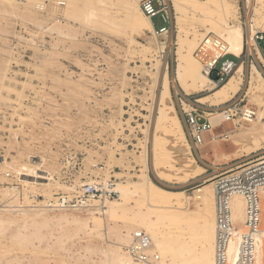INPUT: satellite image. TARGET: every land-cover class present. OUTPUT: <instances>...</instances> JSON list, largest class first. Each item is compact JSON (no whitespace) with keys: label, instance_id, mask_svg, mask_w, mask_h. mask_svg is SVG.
Instances as JSON below:
<instances>
[{"label":"rangeland","instance_id":"obj_1","mask_svg":"<svg viewBox=\"0 0 264 264\" xmlns=\"http://www.w3.org/2000/svg\"><path fill=\"white\" fill-rule=\"evenodd\" d=\"M47 1L51 4L57 0ZM165 1L170 9L171 26L163 52L156 47L160 40L158 33L145 35L131 30L127 20L130 14L119 7L118 0H80L76 20L67 18L65 11L49 10L48 4L47 12H39L21 4L14 9L0 1V201L8 199L10 206L26 210L18 216L0 213V218H14V223L0 227V264H110L105 249L118 228L125 229L123 232L129 237L121 243L124 246L120 244L126 254L133 230L120 224L125 217L110 222L101 214L95 215L100 219L95 234L91 232L94 221L85 210L48 212V219L43 224L36 217L38 213L31 211L43 209L40 208L42 201L53 200L58 194L71 195L84 185H97L102 190L113 185L117 192L125 189L127 197L124 199L119 192L120 197L116 200L128 210L127 219H132L140 210L143 216L159 214V227L169 243H173L168 250H174L175 261L201 264L198 260L201 227L202 222L210 217L198 210L197 189L210 185L214 195V178L263 158L264 144L259 150L250 147L262 138L246 133L254 123L235 127L229 122L214 131L216 140L213 136L207 137L203 147H196L185 123L183 107L185 110L197 107L212 112L215 116L211 118L217 119L229 105L243 101V106L253 107L260 114L257 103L264 101V94L262 91H251V94L249 89L253 65L264 78V62L258 55L259 49L264 58V45L262 42L259 45L252 43L250 37L258 32L264 34V9L260 8L258 0L226 2V9L236 11L237 19H231L230 23L240 24L245 37L242 56L238 60L227 57L237 66L243 64V84L239 93L227 103L215 104L211 97L198 103L199 98L211 96L212 92L187 96L182 91L177 80L179 63L194 60L201 71L202 67L195 56L196 50L190 48V42L179 51L178 36L185 31L184 34L187 32L193 38L191 35L195 32L210 30L212 22L202 16L193 18L192 14L179 11L171 0ZM229 3H235L237 7L233 8ZM91 10L108 11L111 24L107 30L99 22L81 18ZM57 22L71 28L61 26L64 29L56 30ZM153 23L157 30L168 26L160 15L153 19ZM203 39L198 38L196 47ZM166 73L170 78L177 117L188 140L186 147L180 140L173 147L175 141L171 135L156 132ZM155 138L161 139L160 164L173 183L154 172ZM246 148L250 150L246 151ZM188 152L203 169L190 176L182 170ZM9 164L16 170L11 171ZM7 173L17 177L19 194L9 193ZM145 173L165 190L186 192L181 199L184 210L176 211L173 217V210L148 207L134 185ZM39 176L47 177V180L39 179ZM36 182L48 186H37ZM188 210L193 213L187 215ZM212 212L214 215V205ZM26 214L32 215L34 220L28 227L21 223ZM185 216L192 219L183 221ZM243 221V203L236 198L234 223L239 227L243 226ZM108 222L110 227H106ZM26 237L28 241L23 245L22 239Z\"/></svg>","mask_w":264,"mask_h":264},{"label":"bare ground","instance_id":"obj_2","mask_svg":"<svg viewBox=\"0 0 264 264\" xmlns=\"http://www.w3.org/2000/svg\"><path fill=\"white\" fill-rule=\"evenodd\" d=\"M0 1L3 4L7 5V7L9 6V7L14 8V9L17 8V5H20V4L30 6L31 8L33 7L36 10H37V7H40L43 5V1H41V0H0ZM38 1H40V2L38 3ZM64 1L66 2V8L61 10V12L65 11L67 18H71L73 20H76L78 18L79 12H80V7H79V1L80 0H64ZM227 1L228 0H171L172 4L177 9H179V11L187 13V14H192L193 18L196 16H202L203 18H206V20H209L212 22V26H211L210 30L208 29L204 33L203 32L202 33L195 32L194 34L191 35V36H193V38H190L189 37L190 35L187 32L184 34L185 31L180 32V34L178 36V46H179L180 52L182 51L184 45L188 42L191 43V44H189L190 48L193 51L196 50V48H197L196 46H197V42H198L199 37H201V38L206 37L207 34L214 33L215 36L221 37L226 42V44L228 46V53L230 55H232L233 57H236L238 59L242 56L244 48H245V37H244V33H243V28L240 24H231L230 23L231 19H237V18H236V11L235 10L231 11V10L226 9V2ZM231 1H234V0H231ZM258 3L261 6L260 8L264 9V0H258ZM138 4H139V2L137 0H118L119 7L123 8L124 10H126V12L128 14H130V16H129L130 18L129 19L126 18V19L128 20L130 27L132 28L131 29L132 31H134L135 33L140 32V33L145 34V35H148L149 33H153L154 35H156L157 32H156V29L154 27L153 21H151L148 17H146L143 14V12L141 11ZM229 4L233 8L237 7L235 5V3L234 4L229 3ZM52 10H53V12L60 11L59 9H57L55 7H53ZM22 13H24V12H22ZM29 13L32 16L31 12H29ZM256 13L259 14V10H256ZM50 16H51V13H50ZM37 18H38V16H37ZM81 18L82 19H90V22H91V20H94L95 23H98V22L101 23L104 26V30H107L108 24H111V17L108 15L107 10H102L101 12H96L95 10H91L89 13L83 14V16H81ZM29 20H30V17H29ZM258 20H259V18H258ZM262 22L264 24V20H262ZM57 23H59V24H57ZM57 23H56L57 25L55 27L56 30H58L60 28L64 29L65 26L69 27L66 24L61 25V26H64V27H61L60 22H57ZM53 24H55V23H53ZM112 25H113V23H112ZM113 27H114V25H113ZM252 27H253V25H252ZM69 28H71V26ZM85 28H88V27H85ZM85 28H83V29H85ZM52 29H54V28H52ZM67 30H69V29L67 28ZM65 32H67V31H65ZM75 32H78V31L75 30ZM254 33H255V30H254ZM70 34L68 32V35H70ZM158 35L160 37V40H159V42H157L156 47L158 50H161L163 52L166 49V46L168 43L169 32L162 33V34L158 33ZM65 36H67V35H64V37ZM70 37H72V36H70ZM73 38L74 37H72V39ZM253 38L254 37H250L252 43H255ZM72 39H70V40H72ZM70 40H68V41H70ZM259 55H260V53H259ZM260 57H261V55H260ZM252 71H253L252 72L253 74H252V77L250 78V80H251L250 81V89H249L250 93H251V91L252 92L253 91H257V92L262 91V93L264 94V78H263L262 74L257 70V68L254 65L252 66ZM243 76H244V66H243V64H239L237 66L235 72L228 79L227 82H225L221 86H216L210 79H208L204 75L203 71H201V69H200V66L194 60H189L187 63L180 62L178 69H177V80L179 81L180 87H181L182 91L185 93V95L191 96L193 94H198L201 92H207V91L212 92L211 96H208V97L204 96V97L200 98L198 100L199 103H202L204 100H206L210 97L215 104L227 103L228 101L233 99L241 90V86L243 84ZM255 95H257V94H255ZM252 97H254V96H252ZM253 99H255V98H253ZM159 103H160V107H159L158 117L156 120V128H157L156 132L162 131L163 132L162 134L167 133V134L171 135L175 141V143L172 145L173 147H175L177 145V140H180L184 144L183 147H186V145H188V140L186 138L184 128H183L181 122L179 121V119L177 117L176 109H175V106H174L173 101H172L171 91H170V78H169L168 73L165 74L164 79H163ZM257 104L260 108V114L258 113L259 114L258 118L250 123V124H252V123H254V124L252 125V129L247 130L246 133L248 135H254V136L260 135L262 137L260 141L257 139L256 142L255 141L253 142V144L250 143L251 148H252V146H254L255 148H257V150H259V149H261L260 148L261 145L264 144V121L262 120L263 119L262 116L264 115L263 114L264 113L263 112L264 101H259ZM221 121H222V115L219 114V117L217 119H215L214 126H218L219 124H221ZM242 124H244V123H241L238 121H235L233 123V125L235 127L236 126L238 127V125H242ZM214 133H212V136H213L212 138L214 140H216L217 137L214 136ZM242 135H244V134H242ZM258 138H259V136H258ZM155 139L156 140H155L154 145H153L154 172L161 179H163L167 182L173 183V180L171 179L170 175H168L165 172V169L160 164L159 155H160V147L162 145L160 143L161 139H159V138L158 139L155 138ZM236 145H238V144H236ZM246 146H249V145H246ZM201 147H203V146H201ZM245 150L247 151L250 149L246 148ZM245 150H244V152H245ZM254 150H252V151H254ZM185 155L187 156V161L185 162L184 166H182V170L186 176L196 174V172L203 170L202 167H200L196 163L197 161H195V159L193 158L192 153L188 152ZM145 162H144V164H146ZM145 166H146V170H147V165H145ZM9 168L11 171L16 170L15 167H12L11 165L9 166ZM39 179L47 180V177L44 178V177L39 176ZM138 179H139V181L134 184L135 188H136L137 192H139L142 195L144 202L147 204L148 207L157 208V209L173 210V212L171 213V216H173V217L176 216V211L184 210V209H182L183 205L181 203V199H183L186 192L165 190V189L161 188L160 186H158L156 183H154L150 179L148 173L140 175ZM49 180L52 181V178H49ZM36 183H37V186H39V185H42L44 187L48 186L47 184H39L38 182H36ZM57 185H60V184H57ZM43 189L45 190V188H43ZM4 191L8 192V189H5ZM125 191H126L125 189L124 190L120 189V191L118 190V192H120L122 194V197L124 199L128 195L127 191L126 192ZM12 192H13L12 189H9V193L12 194ZM196 193H197L196 197L200 201L199 208H198V210L200 209L199 212L200 213L204 212L205 215L207 213V216L209 214V217H210V219L208 221L204 220L202 222V227H201L202 242L200 244L198 260L201 262V264H215V262H214V245H215V233H216L215 223H216V221H215V217H214L215 211H214V215L212 212L213 205L215 206V198H214V195L212 194L210 185L198 188ZM54 195H56V194H54ZM236 198H240L242 200V203H243L244 221H243V226H241L239 228V230H240V233H245L247 231L246 227H245V220H246L245 205H244L243 199L239 196H237L233 199V204H232L233 220H234V201ZM44 203H45L44 201L41 202L42 205ZM122 205H123V203H120L119 200L115 199V200L106 201L104 204L101 205V208L98 209L97 210L98 212H96V213H94L95 210H93V209L85 210L86 213L91 214L90 216L92 218L91 217L90 218L94 221L93 226L91 228V232H94L96 234V231L98 230V223L97 222L100 219H99V217L95 216L97 214H101L103 216L104 220H108L110 222H113L114 219L116 220L117 218H124L125 217V220H123L122 223H120V224L124 225V227L130 226V228L133 230V233L145 231L149 234V236L151 238V249H150V251L156 252L157 253L156 255L159 256L160 261L158 262V264H184L183 262L178 263L175 261L174 257L172 256V254L174 253V250H168L169 249L168 246H170L172 242L169 243V241L163 236L162 229L159 227V224H158L159 214L155 215L154 217L143 216V215H141L142 213L140 212L142 210H140L139 213H136L134 217L132 216L133 217L132 219H130V218L127 219V217H128L127 211L128 210L125 209ZM7 207H8V209L6 208L4 210H0V213H4L6 215L18 216L21 213H25V211H26V210H22V209H15V207L10 206V205ZM43 207L44 206H41L40 208H43ZM19 208H22V207H19ZM198 210H195V212L196 211L198 212ZM31 211L38 213V215H36V217H39L41 219L40 224H43V222L47 221L48 216L46 215V213H48V212H53V213L70 212V211H63V210L54 211V210H48L46 208H43L41 210H31ZM72 212H81V211H72ZM188 212L193 213V212H190L188 210L186 212L187 215L189 214ZM199 212H198V214H199ZM67 215H68V213H67ZM69 216H70V214H69ZM75 217L77 218V216H75ZM208 218L204 217V219H208ZM73 219H75V218H73ZM80 219H79V221H80ZM190 219H192V218L190 217ZM190 219L187 218L186 216L184 218H182V220L186 221V222L187 221L189 222ZM13 221H14V218L12 216H8L7 219L0 218V227L5 226V225H10V224L14 223ZM82 221H83V219H82ZM33 222H34V220L32 218V215L26 214L23 217L21 223L23 224V226L28 227L31 224H33ZM110 222H108V224L106 223L107 224L106 227H108ZM80 224H81V222H80ZM109 227H110V225H109ZM118 229H119L118 232H115L112 235L111 241L107 245V248L105 249L106 257H107L108 262L110 264H132V261H131L130 257L127 255V252H126V254H124L123 250L120 248L121 247L120 244L126 242L129 237L127 234H125V232H123V230H125V229H123V230L120 228H118ZM97 233H99V232H97ZM88 236H90V234ZM130 240H131V236H130ZM130 240H129V242H130ZM27 241H28V237L23 238L22 239L23 245L26 244ZM122 246H124V245H122ZM236 249H237L236 244H233L230 247V255L231 256H235ZM120 250H122V252H120ZM38 254H41V253H38ZM263 259H264V257L261 254L258 264H263L264 263Z\"/></svg>","mask_w":264,"mask_h":264},{"label":"built area","instance_id":"obj_3","mask_svg":"<svg viewBox=\"0 0 264 264\" xmlns=\"http://www.w3.org/2000/svg\"><path fill=\"white\" fill-rule=\"evenodd\" d=\"M143 14L151 21L161 16L164 26L156 29L157 33L170 31L171 15L165 0H137ZM47 0L37 7L39 12L48 11ZM49 10L53 7L62 10L66 7L64 0H57L49 4ZM254 42L259 45L264 42V34L256 33ZM195 56L202 66L204 75L216 86H221L233 75L237 64L227 59L233 57L228 53L226 42L215 35H207L199 43ZM238 60V58L234 57ZM216 74V77L214 75ZM243 101L232 103L222 113V121L214 126L215 114L207 113L197 107L185 110L183 107L185 123L189 128V135L196 147L204 146L207 137H212L215 130L222 128L226 123L235 121L250 124L258 118V111L250 106H243ZM214 120V121H213ZM264 121V116L263 119ZM7 187L19 194L17 177L7 173ZM215 198V264H258L260 255L264 257V157L247 165L237 167L229 172L221 174L213 180ZM16 194V193H14ZM241 197L245 205L246 232L240 233L239 227L233 220V199ZM120 193L113 185L102 190L97 185H84L71 195H58L53 200L46 201L43 208L54 211H82L98 210L108 200L119 199ZM98 203L96 206L95 204ZM10 200L0 201V210L8 208ZM236 244L235 256L230 255V247ZM151 238L144 232H136L131 236L126 247L127 255L132 264H158L159 256L151 253ZM264 261V259H263ZM264 264V263H263Z\"/></svg>","mask_w":264,"mask_h":264},{"label":"crops","instance_id":"obj_4","mask_svg":"<svg viewBox=\"0 0 264 264\" xmlns=\"http://www.w3.org/2000/svg\"><path fill=\"white\" fill-rule=\"evenodd\" d=\"M255 44H256V43H255ZM259 53H260L261 57H260ZM258 55H259V58L261 59V61L264 62V58H263V56H262V54H261V52H260L259 49H258ZM201 98H202V97H201ZM199 99H200V98H199ZM199 99H198V100H199ZM198 100H197V101H198ZM198 103H199V101H198ZM202 158H204V156H203ZM207 158H209V156H207ZM240 227H241V226H239V228H240Z\"/></svg>","mask_w":264,"mask_h":264},{"label":"trees","instance_id":"obj_5","mask_svg":"<svg viewBox=\"0 0 264 264\" xmlns=\"http://www.w3.org/2000/svg\"><path fill=\"white\" fill-rule=\"evenodd\" d=\"M263 43V45H264V42H262ZM263 50H264V47H263Z\"/></svg>","mask_w":264,"mask_h":264},{"label":"water","instance_id":"obj_6","mask_svg":"<svg viewBox=\"0 0 264 264\" xmlns=\"http://www.w3.org/2000/svg\"><path fill=\"white\" fill-rule=\"evenodd\" d=\"M214 77H216V74L214 75Z\"/></svg>","mask_w":264,"mask_h":264}]
</instances>
